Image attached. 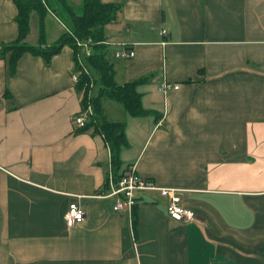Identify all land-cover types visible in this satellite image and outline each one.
Wrapping results in <instances>:
<instances>
[{
    "label": "crops",
    "instance_id": "crops-1",
    "mask_svg": "<svg viewBox=\"0 0 264 264\" xmlns=\"http://www.w3.org/2000/svg\"><path fill=\"white\" fill-rule=\"evenodd\" d=\"M102 1L121 4L104 26L116 81L148 76L138 89L149 113L103 99L108 117L127 123L120 169L176 186L196 217L170 218L155 189L137 192L134 211L115 210V197L99 195L111 149L73 119L83 106L73 48L49 62L25 52L14 72L7 52L0 264H264V0ZM17 13L0 0V49L18 37ZM41 21L34 10L25 40L39 42ZM43 21L45 44L67 29L51 9ZM123 44L135 54L117 56ZM75 203L86 217L69 225Z\"/></svg>",
    "mask_w": 264,
    "mask_h": 264
},
{
    "label": "trees",
    "instance_id": "trees-1",
    "mask_svg": "<svg viewBox=\"0 0 264 264\" xmlns=\"http://www.w3.org/2000/svg\"><path fill=\"white\" fill-rule=\"evenodd\" d=\"M15 2L18 6L16 20L19 34L15 40L2 44L0 56L10 52L9 66L14 72L17 70L19 58L25 52L41 54L46 62H49L54 53L59 52L65 45H70L74 50L75 71L79 73L77 88L83 91V106L80 110L86 107L87 93L92 88L93 112L83 126L77 127L83 131L92 128L93 132L104 136L111 149L112 169L117 175L123 174L125 171L120 169V158L123 146L129 144L126 134L127 123L124 120L110 119L103 99L105 96L116 99L132 115H144L150 111L143 106V93L138 89L139 84L148 80V76L120 84L115 79V68L110 61L109 42L105 36L104 26L116 17L121 4L114 1L83 0L78 11L69 0H15ZM49 9L61 19L67 29L57 40L45 44L43 19ZM34 10H37L42 18L38 43L25 40L30 31V17ZM79 39L89 41L92 47L90 54H86L83 47L78 44ZM134 208L135 206L133 211ZM133 220L136 226L137 217L134 216Z\"/></svg>",
    "mask_w": 264,
    "mask_h": 264
},
{
    "label": "built area",
    "instance_id": "built-area-1",
    "mask_svg": "<svg viewBox=\"0 0 264 264\" xmlns=\"http://www.w3.org/2000/svg\"><path fill=\"white\" fill-rule=\"evenodd\" d=\"M78 44L83 47L86 54H90L92 47L88 40L79 39ZM115 54L122 57H131L135 54V50L130 48L127 44H123L122 47L116 50ZM85 68L87 71V67ZM74 78L76 80L79 79L78 72L74 73ZM92 85L93 83L91 86ZM168 85V83H165L161 88L165 89ZM174 87H177V85H174ZM91 97L92 88L88 90L87 93L88 102L86 107L74 115V122L78 126H83L93 112ZM105 182L108 186V190L99 195L115 197V202L113 204L115 210H132L137 202V192L139 190L155 189L163 196L168 197L167 211L170 218L187 222L196 217V213L183 204L179 189L176 186L159 185L154 179L138 173L134 166L128 168L127 171L121 175H117L111 167ZM85 217L86 212L79 203L72 204L65 214V219L69 225L81 222Z\"/></svg>",
    "mask_w": 264,
    "mask_h": 264
},
{
    "label": "rangeland",
    "instance_id": "rangeland-1",
    "mask_svg": "<svg viewBox=\"0 0 264 264\" xmlns=\"http://www.w3.org/2000/svg\"><path fill=\"white\" fill-rule=\"evenodd\" d=\"M69 1L76 7L78 11H80L83 0H69Z\"/></svg>",
    "mask_w": 264,
    "mask_h": 264
}]
</instances>
